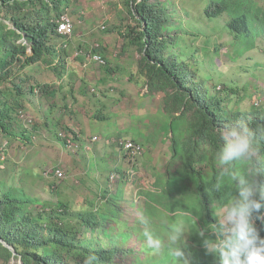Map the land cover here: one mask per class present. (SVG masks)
Listing matches in <instances>:
<instances>
[{"label": "clouds", "instance_id": "1", "mask_svg": "<svg viewBox=\"0 0 264 264\" xmlns=\"http://www.w3.org/2000/svg\"><path fill=\"white\" fill-rule=\"evenodd\" d=\"M62 1L45 0V3L40 4L43 9L42 24L31 35L17 30L16 25L11 24V20L0 18L9 29L16 31L22 37L18 40V44L26 46L28 54L35 51L31 47L32 38L49 32L54 47L61 49L66 55L62 62L49 70L47 64H40L29 59L28 56H20L23 67L17 74H25L30 82L26 81L22 84L24 91L27 92L24 106L16 104L15 94L12 96L11 103L18 110L21 125L12 130L11 138L4 136L0 143V264H66L68 258H65L57 247L58 229L71 227L72 213L77 218L81 217L85 225L90 223L89 216H94L97 227L90 232L81 230V240L76 244L82 246L84 241H89V246L96 248L95 243L106 230L103 227H108V221L100 225V216L97 213L102 208L108 210L104 205V192L107 190L116 192L121 179L125 182L124 191H129L132 183L138 180L140 175L149 178V169L154 166L161 169L167 179L174 176L178 169L172 151L176 129L179 133L184 131L186 135H190L188 126L193 127L195 121V112L190 110L181 99L179 90L181 84L176 74L169 73L172 79L167 77L157 79L153 84V77L146 75L144 78V75L138 76L135 73L132 77L134 88L127 92L126 97L119 95L123 83L122 73L128 71L121 65L120 58L125 55L134 58L136 54H140L143 56L142 61L147 58L149 61L145 62L152 66L158 63L156 57L150 53L155 49L153 45L160 48L162 43L168 41L173 44L174 49L171 48L166 56L173 54L177 50L176 36L182 32H186V38L188 36V24L183 11L173 9L165 0L162 6L159 4L161 0H149V6L156 10L155 16L160 30L155 35L148 34L142 50L140 46L131 48L125 44L128 42L126 29L139 28L142 18L137 8V12L134 11L133 5L137 6L142 0H136V3L129 0H114L110 8L115 6L118 16L104 21L105 25L93 23L90 31L85 34L76 31L77 22L72 27L61 26L58 14L70 12L74 10L73 6H76L75 0ZM30 7L38 11L36 6L30 5ZM24 11L16 12V17L28 19L34 17L30 10L21 15ZM225 18L228 22L223 21L220 24V32L233 35L234 21L228 15ZM170 34L175 36L172 38ZM54 35L59 40H52L51 37ZM120 38L123 40L121 47L117 45ZM72 46L73 51H71ZM118 47L121 49L120 54ZM201 47L206 46L203 43ZM217 58L221 59V57ZM217 58L214 63L218 65ZM222 59L226 60L223 56ZM116 62L119 64L116 65ZM129 64L136 63L129 61ZM213 65L209 66L213 69ZM209 66L205 70L210 69ZM220 66L225 71L231 68L227 61L226 67L221 64ZM134 68L136 71L142 70L144 74L142 67ZM167 70L177 72L172 66ZM197 70L199 68L188 70L185 77L191 79L198 76ZM164 81H167L168 85H165ZM148 82L151 84V92L162 90L167 95L158 114L150 115V119L145 121L144 116L140 118L134 115L133 107L141 98L142 90ZM53 85L63 87V97L68 104L76 100L91 102L111 93L112 118L123 125L125 123L122 120L130 118L131 122L134 118L139 119L142 124V135L133 141H123L120 146H111L109 138L103 135H91L85 119L88 118L92 124L100 123L104 120V115L98 119L89 110L86 109L87 112H84L81 109L83 105L78 103L75 113H69L63 107H58L53 102L51 91L42 87L48 86L51 89ZM170 85H176L178 89L174 98L167 92L168 88H171ZM218 89L224 91L227 86L218 84ZM249 91L253 96H246L243 99L240 96L246 95L247 92L241 91L240 106L250 108L252 104H262L264 96H260L261 100H258L251 86ZM248 99L253 102L247 106L245 101ZM180 100L184 103L182 106ZM118 104L124 106L123 108L131 114L130 117L121 116L116 112ZM172 109L175 110L171 111ZM4 111L5 107L0 104V114L6 115L7 112ZM188 116L193 120L190 125ZM155 117L159 121L158 130L155 127ZM78 119L82 121L84 128L78 124ZM161 119L165 122L164 126L161 124ZM250 129L258 133L264 132V129L260 130L257 124L247 126L239 121L230 124L211 122L197 128V135L193 136L198 149L205 153L219 148L216 152L219 169L218 184L230 181L234 187L215 211V222L211 225L214 238L206 236L207 229H201L197 233L202 238L201 244L206 253L212 255L217 264H264V203H262L264 179H261L264 176V169L256 164V147ZM149 133L152 135L148 136ZM164 135L170 136L171 139L173 137L172 155L167 162V170H163V166L159 164H154L145 169V174L144 164L152 158L149 147L154 143L157 144ZM57 138L61 145L59 151L63 152V157L69 148L77 150L78 147L86 157L90 155L83 169L65 163L63 157L45 160L46 151L55 145ZM128 149H135L133 156L127 155ZM127 162L129 167L125 170L123 166ZM120 168L124 170V174H120ZM197 169L202 170L198 173V180L187 178L181 181L187 185L208 181L207 168L197 165ZM168 170L171 173H168ZM134 172H136L135 176ZM84 175L87 177L85 180L82 178ZM46 179L51 180L50 187L54 190L66 185L71 192H74V198L68 200L49 193L55 197V200L46 199L44 193L47 192L39 187L40 184H47ZM113 184L117 187H112ZM83 191L86 192L85 195L82 194ZM84 212L88 213V217L84 216ZM137 219L142 229L141 235L145 246L149 250L155 254L166 247L168 254L176 261L189 264L185 246L186 225L183 221H177L174 227L163 233L164 239H162L153 229L150 216L141 213ZM70 241H72L70 237L65 239L67 247H70ZM95 260V255H89L85 259V264H94Z\"/></svg>", "mask_w": 264, "mask_h": 264}, {"label": "trees", "instance_id": "2", "mask_svg": "<svg viewBox=\"0 0 264 264\" xmlns=\"http://www.w3.org/2000/svg\"><path fill=\"white\" fill-rule=\"evenodd\" d=\"M57 1L63 2L62 0ZM129 1L136 3V0ZM165 1L169 2L173 9L183 11L188 24L185 46L191 45L194 49L198 48L196 54L203 57V62L209 65L214 64L213 69L209 66L208 70H197L198 76L187 79L185 74L188 70H181L178 66H173V70L177 72L167 70L169 66L177 62L173 54L166 56L171 48L174 49L170 41L162 43L160 48L153 45L155 49L150 52L156 57L158 63L152 66L147 65L146 68L149 71L145 74L153 77V84L157 79L170 78L169 73L176 74L181 84L179 85L181 99L190 110L195 112L193 127L188 126V133L191 134L186 135L184 131L179 133L177 129L175 132L172 151L178 164L177 173L167 179L161 169L154 166L149 169V178L140 175L139 179L132 183L129 191H124L123 179L120 180L116 192L105 191L104 205L108 210L105 211L102 208L97 213L100 216V225L108 221V227H103L106 229L105 234L99 236V241L95 243L96 248L89 246V241H84L82 246L76 244L81 240V230L85 229L86 232H90L97 227L94 216H89L90 223L85 225L81 217L77 218L72 213L71 227L58 229L60 244L58 243L57 247L59 252L68 258L66 264H78V261L79 264H85V259L89 255H95L94 264H182L168 254L166 247L154 254L145 246L141 235L142 229L137 219L141 213L151 217L152 227L162 239H164L163 233L174 227L177 221H183L186 225L185 246L189 264H217L216 259L206 253L201 244L202 238L197 233L201 229H207L206 236L214 238L211 225L215 222V211L234 190V187L230 181L218 184L219 169L216 152L219 148L205 153L198 149L193 136L197 135V128L211 124V122L230 124L239 121L247 126L257 124L260 130L264 129V101L260 105L252 104L250 108H243L240 106L241 100L239 99L241 91L247 92L246 95L240 96L241 99L253 96L249 91L250 86L253 88V93L264 96V86L259 85V81L264 82V0ZM42 2L45 3V0H0V18L11 20L17 30L31 35L42 24L43 9L40 5ZM148 2L149 0H142L136 6L142 19L139 28L128 27L126 29L128 34L126 46L131 48L140 46L143 50L148 34L155 35L160 30L155 16L156 10L150 7ZM163 2L164 0L160 1V6ZM30 5L36 6L38 11L32 10ZM29 10L34 15L32 19L16 17V12L24 11L21 12L23 15ZM226 15L234 21L232 22L233 35L220 32V24L223 21L228 22ZM174 36L170 34V37ZM226 37L230 40L226 41ZM20 38L22 39L16 31L9 29L6 23L0 21V104L7 112L6 115L0 114V143L4 136L11 138L12 130L21 125L18 110L11 103L12 96L15 94L16 104L24 106L27 92L24 91L22 84L26 81L30 82L25 74H17L23 67L20 55L25 56L27 51L26 46L18 44ZM51 39L59 40L55 38V35ZM49 40L46 33L32 38L34 56L39 57L42 52V48L37 49L35 44L48 43ZM200 42H203L206 47H201ZM71 51H73V46ZM222 56L231 65L227 71L214 63L215 57ZM186 57L190 61L192 57L196 58L192 54H186ZM146 60L148 59L145 58L142 61L144 68ZM212 79L214 82L211 81ZM163 83L168 85L167 81ZM218 84H225L227 89L220 91ZM42 87L51 91L53 102L69 113H75L77 103L84 106L81 108L84 112L89 110L98 119L102 118L105 112L107 113L103 118L112 113L111 93L93 99L91 102L76 100L68 104L64 100L62 86L53 85L51 89L48 86ZM182 100H180L181 106L184 104ZM192 121L189 118V125ZM78 124L84 128V124L79 119ZM250 131L254 136L256 164L264 169V132L258 133L254 129ZM259 140L262 143L259 144ZM197 165L207 168L208 181L196 185H187L181 181L187 178L198 180V173L202 170L197 169ZM119 172L124 174L121 168ZM168 173L171 171L168 170ZM261 179H264V176ZM113 233L118 237L115 246L111 245ZM67 237L72 240L70 247H67L65 243ZM105 240H108L109 244Z\"/></svg>", "mask_w": 264, "mask_h": 264}, {"label": "rangeland", "instance_id": "3", "mask_svg": "<svg viewBox=\"0 0 264 264\" xmlns=\"http://www.w3.org/2000/svg\"><path fill=\"white\" fill-rule=\"evenodd\" d=\"M76 6H73L72 11V19L74 17V20L78 23L76 31L80 34H85L90 31L92 28V24H101L104 23V21L111 20L113 17L118 16V10L116 9L115 6H112L110 8V5L114 2V0H75ZM91 2V3H90ZM134 11H136V5H133ZM137 12V11H136ZM85 14V15H84ZM140 18V16L138 15ZM105 25V23H104ZM133 25L135 26V21L133 22ZM227 40L229 38H226ZM176 41H177V50L173 52L174 57L177 59V62L173 63V66H178L179 69L181 70H195L197 68L205 70L209 64H206L203 62V57L201 58L198 54H196L197 49H194L191 47V45H186V32H182L181 34L176 36ZM117 45L119 47L123 46V40L122 38L119 39ZM200 45L202 46L203 43L200 42ZM117 48L119 54L121 52L120 48ZM201 49V48H200ZM186 54H192L196 58L192 57V60L190 61L189 58L186 57ZM142 58L143 56L140 54H136L134 58H129V56L125 55L122 58H120L119 61H121V65L128 70L127 72L122 73V78H123V83H121L119 95L122 97H126V94L128 91L132 90L135 86V83L132 81V77L135 73L138 74V76L144 75V78L146 76L145 72H148L149 69L146 68L148 63H146L149 60H146L145 62V68L144 65H142ZM217 58V57H215ZM218 62L219 67L220 64L223 67H226V60L217 58L216 59ZM118 61V62H119ZM129 61H134L136 64L130 65ZM116 62V65L119 64ZM57 63H53L49 68H52L56 65ZM142 67L144 69V74L142 70H137L134 67ZM136 71V72H135ZM99 74H102L99 72ZM175 79V78H173ZM168 81V80H167ZM214 82V79L211 80ZM260 86H264L263 81H259ZM171 88H168L167 92L174 97H176L177 94V87L176 85H170ZM223 88V86H222ZM151 84L148 82L146 86L142 90L141 98L137 100L136 106L134 105V115L136 116H144L145 121H148L150 119V115L153 114H158L160 111V108L162 106L164 97L167 95L165 91H153L151 92ZM255 98L258 100L260 99V96L258 93H256ZM253 100H246L245 105H251ZM121 104H118L116 106V112L119 113L121 116L122 115H129L126 111V109L123 108ZM106 113V112H105ZM106 116L105 114H103ZM141 118V117H140ZM86 123L89 125V130L91 135H103V137L109 138V142L111 146H116V145H121L123 141H133L137 137L142 135V124L139 119H132L130 122L129 119L122 120L123 123L116 121L112 118V114L110 116H107L104 118V120L100 123L94 122L93 124L91 121L86 118L85 119ZM158 119L155 117V127L156 130H158ZM161 124L162 126L165 125V122L161 119ZM162 128V127H161ZM146 129V126H145ZM147 130V129H146ZM173 134V133H172ZM152 133H149L148 136H151ZM264 139V138H263ZM171 143L172 139L168 135H164L163 138H160L157 144H152L149 149L152 151L151 153V160H149L146 164H144V173L145 169L147 167H150L154 164H159L163 166V170H167V162L168 160L171 159ZM258 143H262L261 140L258 141ZM60 143L59 139H56V143L52 148L48 149L46 151V159L49 160L55 157L62 158L63 157V152H60ZM135 149H128L127 150V155L133 156ZM88 158H90V155H87ZM87 157L82 153V150L80 147L75 150L74 148H69L63 157V161L65 163H69L72 166H78V168L83 169L85 167V164H87ZM126 160V159H125ZM129 167V162L124 164L123 168L126 170ZM136 175V172H134V176ZM82 178L85 180L87 177L84 175ZM112 187L116 188L117 185L113 184ZM84 216L88 217V213L84 212ZM87 223V222H85ZM86 235V233H84ZM90 236V235H88ZM118 241V237L115 233L111 235V245H116ZM107 244H109L108 240H105Z\"/></svg>", "mask_w": 264, "mask_h": 264}, {"label": "bare ground", "instance_id": "4", "mask_svg": "<svg viewBox=\"0 0 264 264\" xmlns=\"http://www.w3.org/2000/svg\"><path fill=\"white\" fill-rule=\"evenodd\" d=\"M85 15V14H84ZM72 12H67V13H63L60 12L58 14V18L61 22V26H69L72 27L76 24V21L74 19H72ZM7 19V17H6ZM46 36L50 39L51 33L46 32ZM37 49H41L42 48V52L41 55L39 57H37L36 55L34 56V52L32 54H28L26 52L25 56H28L29 59H33L36 62L40 63V64H47V70H49V66H51L54 62L55 63H60L64 60L65 58V53L64 51H62L59 48L54 47V45L52 44L51 40H49V42H44L40 43L38 45V43L35 44ZM31 47L33 48V42L31 40ZM22 56V55H20ZM128 141V140H127ZM134 153V152H133ZM130 156V155H129Z\"/></svg>", "mask_w": 264, "mask_h": 264}, {"label": "crops", "instance_id": "5", "mask_svg": "<svg viewBox=\"0 0 264 264\" xmlns=\"http://www.w3.org/2000/svg\"><path fill=\"white\" fill-rule=\"evenodd\" d=\"M114 152H115V154H117L116 151H114ZM46 182H47V184H43V185L40 184L39 185V187L42 188L43 191L47 192V193H44L46 199L55 200V197H54L55 195H58L59 197H63V198L68 199V200H72L74 198V195H75L74 192H71V190H69L66 185H62L58 190H54L50 187V185L52 183L51 180L46 179ZM49 193H53L54 196H51ZM82 194L85 195L86 192L83 191Z\"/></svg>", "mask_w": 264, "mask_h": 264}, {"label": "water", "instance_id": "6", "mask_svg": "<svg viewBox=\"0 0 264 264\" xmlns=\"http://www.w3.org/2000/svg\"><path fill=\"white\" fill-rule=\"evenodd\" d=\"M11 24H13V22H11Z\"/></svg>", "mask_w": 264, "mask_h": 264}]
</instances>
